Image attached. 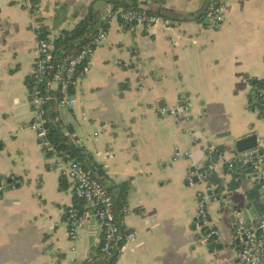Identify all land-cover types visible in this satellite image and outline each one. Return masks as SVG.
<instances>
[{
  "label": "crops",
  "instance_id": "1",
  "mask_svg": "<svg viewBox=\"0 0 264 264\" xmlns=\"http://www.w3.org/2000/svg\"><path fill=\"white\" fill-rule=\"evenodd\" d=\"M225 20L215 30L203 19L209 0H167L151 31L124 27L117 15L143 0H39L38 19L51 34L91 12L106 21L107 40L96 50L87 77L73 91L78 105L58 109L53 126L115 196L128 183V213L115 264H237L233 225L257 223L264 212L254 173L228 164L236 142L256 135L264 149V119L250 103L264 76V0H224ZM117 2V4H114ZM31 0H0V264H72L98 261L103 230L88 219L76 240L66 213L75 200L62 152L48 154L30 130L29 76L35 60ZM72 27V28H73ZM124 86V89L122 88ZM189 111L159 117L155 106ZM216 147L209 181L221 202L207 203L219 251L198 243L197 194L189 167L203 170L207 146ZM180 151L184 156L176 157ZM264 156V155H263ZM241 179V181H238ZM10 181V182H9ZM225 198V200H223ZM96 259V260H95ZM95 260V261H94Z\"/></svg>",
  "mask_w": 264,
  "mask_h": 264
},
{
  "label": "built area",
  "instance_id": "2",
  "mask_svg": "<svg viewBox=\"0 0 264 264\" xmlns=\"http://www.w3.org/2000/svg\"><path fill=\"white\" fill-rule=\"evenodd\" d=\"M167 0H143L144 6L127 9L117 15V19L124 27L141 26L151 31L160 22V17L152 10L161 8ZM210 5L204 14L205 24L212 29H219L224 20V0H209ZM29 10L32 6H28ZM33 30L36 40L35 60L29 76V105L32 109L30 130L37 136L41 146L48 154L58 155V151L49 139V133L53 127L52 108L73 109L78 105L76 96L73 94L76 86L87 77L92 68V61L96 50L107 40L108 30L99 28L96 36L84 44L76 54L65 55L55 46L60 33L51 34L44 28L33 12ZM105 22V21H104ZM258 92L262 98V108L259 109L261 118L264 119V76L259 80ZM159 117H178L189 111V105L185 102L175 109L166 108L161 104L155 106ZM2 141L0 140V147ZM208 164L204 170H193L189 167L185 173V184L189 188L203 187L197 194L198 207L195 218L196 230L199 233L198 243L210 246L218 237L209 220L207 203L216 200L217 195L209 181L211 173L215 170L213 154L216 147L209 148ZM186 152L184 156L180 151L176 157L190 156ZM67 161L66 175L72 185V193L75 200H88L92 204L91 209L79 210L71 206L66 213V222L69 238L76 240L79 231L89 218L94 217L100 223L103 230V238L100 245V260L108 263L114 257L124 238L128 242L136 239L135 232H126L122 226L121 218L128 213V208L116 211L115 197L107 186L97 177L93 176L77 158L70 154H63ZM231 171H237L241 167H247L254 173L252 179L259 186L264 201V156L259 148L241 153L227 164ZM6 189V185L0 186V193ZM238 218L233 225V240L237 246V264H264V212L257 223ZM72 264H85L74 262Z\"/></svg>",
  "mask_w": 264,
  "mask_h": 264
},
{
  "label": "trees",
  "instance_id": "3",
  "mask_svg": "<svg viewBox=\"0 0 264 264\" xmlns=\"http://www.w3.org/2000/svg\"><path fill=\"white\" fill-rule=\"evenodd\" d=\"M31 2L33 4V7L30 10L34 12L36 10L35 6L39 3V0H31ZM114 4H117V2H114ZM128 9H133V7ZM152 11L158 14L156 10H152ZM101 27L107 29L106 21L101 22L99 20V16L95 12H91L84 20L76 24L73 28L61 30L60 36L55 41V46L58 50L64 51L65 55L76 54L84 44H86L88 41H90L92 38L96 36L98 29ZM253 82H255L257 87L260 86L259 80L257 81L253 80ZM122 88L124 89V86ZM250 103L252 104V106H256L259 109L262 108V98L258 91L251 94ZM55 114H56V108L53 107L52 116H55ZM49 139L51 140L52 144L54 145V147L58 152H62L63 154L68 153L73 158H77L79 161H81L85 167L88 168L90 166H93L97 168L99 174H102L101 166H99L98 164L89 163V165H87L85 163L84 160L85 156L82 155L81 149L75 147L72 143H70L69 140L66 138V136H64L60 128L53 126L49 133ZM117 188H118V193L114 197L116 203V211L118 214H120L122 209L127 208L126 205L129 197L130 187L128 183H123L117 186ZM215 247L211 245L212 249ZM118 251L119 248L115 252L114 257L108 263H105L100 260V251H99L98 261L93 262V264H115L119 255Z\"/></svg>",
  "mask_w": 264,
  "mask_h": 264
},
{
  "label": "water",
  "instance_id": "4",
  "mask_svg": "<svg viewBox=\"0 0 264 264\" xmlns=\"http://www.w3.org/2000/svg\"><path fill=\"white\" fill-rule=\"evenodd\" d=\"M156 12H158V14H160V13H161L160 8H157V9H156ZM178 118H179V117H178ZM211 146H212L211 144H209V145L207 146V152H206V156H207V157H209V153H210V152H209V148H211ZM255 148H259L260 153H261L262 155H264V149H263L261 146H259V139H258V137H257L256 135H253V136H250V137L244 138V139H242V140L236 142V144H235V151H236L235 156L240 155V154L243 153V152H246V151H249V150H252V149H255ZM217 154H218V153L216 152V155H217ZM207 164H208V162L206 163V166H207ZM206 166H205V167H206ZM225 166L227 167V164H226ZM247 167H248V166H247ZM245 168H246V167H241L239 170L236 171V173L238 174V172L244 170ZM192 169L195 170V169H197V168L194 167V168H192ZM204 169H205V168H204ZM204 169H203V170H204ZM229 174L232 175V174H233V171H230ZM238 181H241V179H238ZM9 182H10V181H9ZM218 191H219V190L216 189L214 193L217 195L216 200H218L219 202H221V197L218 195ZM223 200H225V198H223ZM232 239H233V237H232ZM216 246H217V247H216V250L219 251L223 245L220 244V243H217Z\"/></svg>",
  "mask_w": 264,
  "mask_h": 264
},
{
  "label": "rangeland",
  "instance_id": "5",
  "mask_svg": "<svg viewBox=\"0 0 264 264\" xmlns=\"http://www.w3.org/2000/svg\"><path fill=\"white\" fill-rule=\"evenodd\" d=\"M74 24H71V25H67L68 29H71L73 27Z\"/></svg>",
  "mask_w": 264,
  "mask_h": 264
}]
</instances>
